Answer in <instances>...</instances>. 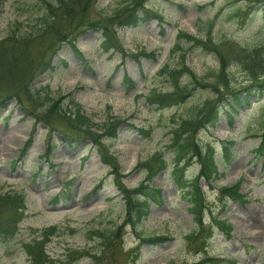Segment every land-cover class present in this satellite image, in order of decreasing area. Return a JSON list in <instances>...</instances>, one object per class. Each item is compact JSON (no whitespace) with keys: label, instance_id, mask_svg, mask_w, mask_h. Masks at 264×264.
Instances as JSON below:
<instances>
[{"label":"rangeland","instance_id":"374dc122","mask_svg":"<svg viewBox=\"0 0 264 264\" xmlns=\"http://www.w3.org/2000/svg\"><path fill=\"white\" fill-rule=\"evenodd\" d=\"M45 1L55 0H2L0 40L10 31L16 36L35 31L45 14ZM131 1L96 0L94 10L111 15ZM143 4L158 11L163 21L159 24L150 20L118 30L123 55L103 54L100 32L85 29L77 39L80 53L63 44L52 58V69L31 83V88L43 93L47 88L52 97L73 98L97 129L103 128L110 117L123 121L116 140L104 143L110 146L120 174L125 176L122 184L130 191L144 179V172L135 170L139 162L157 151L170 158L165 146L172 120L188 116L213 95L210 89L197 88L184 104L163 110L146 105L139 97L152 89L171 91L166 75L159 72L179 63V53H171L177 34L203 39L210 32L215 43L230 42L234 49L257 50L264 57V0H144ZM92 14L95 16V12ZM188 46L185 43L183 48ZM140 51L155 55L136 57ZM241 59L238 55L228 64L236 87L249 83L240 67ZM186 63L199 78L219 69L217 57L198 48L186 53ZM124 76L136 83L135 91L127 93L122 84ZM181 80L188 83L185 76ZM2 102L0 194L21 192L26 212L15 235L0 237V264H28L24 244L50 228L54 232L48 236L45 252L54 264H192L208 256L217 260L214 264H264V155L256 153L264 140V97L251 101L233 117L220 113L212 129L198 134L200 146L212 154L218 171L212 180L199 181L208 206L202 223L208 225L210 217L217 215L233 228L230 237L216 231L205 245L191 235L199 227L186 195L173 186L170 170L159 174L151 184L162 190V201L147 200L148 215L134 232L123 225L122 195L89 143H72L60 132L50 131L53 150L44 157L49 137L45 126L37 124L31 136L33 120L18 101L10 96ZM138 129L149 130V136L144 138ZM30 136V146L20 156ZM227 142L234 146L231 163L225 167L220 160ZM199 170L196 162L187 171L188 179ZM237 182L246 202L228 201L221 209L218 189ZM114 228L121 229L120 239L113 237L108 247L98 233L109 236ZM140 235L166 240L161 244L144 243ZM82 251L88 256L76 253ZM93 256L99 258L97 262Z\"/></svg>","mask_w":264,"mask_h":264},{"label":"trees","instance_id":"16d2710c","mask_svg":"<svg viewBox=\"0 0 264 264\" xmlns=\"http://www.w3.org/2000/svg\"><path fill=\"white\" fill-rule=\"evenodd\" d=\"M96 0H55L52 3L45 1V14L39 19L35 31L15 35L14 31L0 40V107L3 100L14 97L27 117L32 118V135L37 124L45 126L48 139L45 144L44 157L50 156L53 146L49 144L50 131L60 132L63 138L72 143H89L96 150L101 164L108 168L109 175L114 180L115 187L122 195L124 203L123 225L135 232L137 226L146 218L149 212L147 200L161 201V189L155 188L151 183L161 173L169 168L173 186L180 192H184L191 205L190 211L193 220L199 229L192 232V236L207 244L215 231H221L230 236L232 227L227 222L220 220L217 215H212L208 225H203V211L208 208L204 200V193L200 189L199 180L204 178L212 180L218 173L217 166L211 153H205L198 141L201 130L212 127L218 120L221 112L226 115H235L249 106L252 99H260L264 96V57L257 50L246 51L234 49L229 42L215 43L208 32L204 39L195 38L184 32L176 36L172 54L179 53V63L175 68L164 67L159 74L167 77L171 85V91L150 90L146 95H139L144 103L154 106L157 110L169 109L180 106L197 89H210L212 97L207 98L191 113L172 120L170 140L165 149L170 154L167 158L163 151L153 154L145 162H139L135 170L144 172V180L137 189L130 191L123 184L125 176L120 174V166L117 159L110 152L109 145L104 140L114 141L117 137V129L123 121L110 117L103 128L97 126L85 114L82 106L70 97H52L49 91L45 93L39 89L31 88V83L38 77L52 69V58L63 44L70 46L75 52L76 39L85 29H94L101 33L100 49L104 54L120 52L125 53L117 35V31L123 28L136 27L151 19L159 23L163 21L162 15L157 11L146 9L144 0H132L116 9L111 15H102L94 10ZM95 12V16H93ZM2 14V0H0V16ZM189 44L187 49L184 44ZM235 46V45H234ZM198 48L207 53H213L219 62V69L210 73L206 78H199L188 67L186 53ZM78 53V52H77ZM153 57L144 52L137 56ZM240 55V67L247 75L249 82L244 86H235L230 78L228 64ZM32 60L33 63L30 62ZM186 76L189 82L182 84L181 78ZM127 93L136 90V83L125 77L122 80ZM43 93V94H42ZM227 108V109H226ZM138 134L147 138L149 130L138 129ZM223 148L221 164L228 166L231 163L232 151L228 143ZM30 146V140L20 151L23 156ZM258 154H264V142L257 150ZM198 162L200 171L192 180L186 175L188 168ZM240 182L232 187L218 189L217 201L224 209L228 201L245 203L244 196L240 194ZM140 194L141 196L138 195ZM26 212L25 196L21 192L10 191L0 194V237L7 239L18 232V225L24 219ZM54 228L44 231L39 237L24 244V251L28 257V264H54L45 252V246L49 242L48 236L53 234ZM50 234V235H49ZM121 229H114L109 236L98 233L109 247V240L120 239ZM142 238L143 242L161 244L163 237ZM108 249V248H107ZM81 257H87L85 251L76 252ZM95 261L99 258L93 256ZM219 260V259H218ZM217 260L213 257H205L199 263L214 264ZM97 262V261H96Z\"/></svg>","mask_w":264,"mask_h":264}]
</instances>
